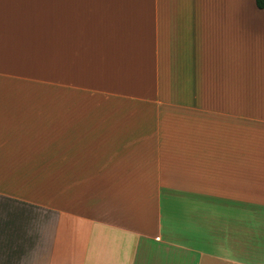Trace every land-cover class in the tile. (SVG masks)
I'll return each instance as SVG.
<instances>
[{
    "label": "crops",
    "instance_id": "obj_1",
    "mask_svg": "<svg viewBox=\"0 0 264 264\" xmlns=\"http://www.w3.org/2000/svg\"><path fill=\"white\" fill-rule=\"evenodd\" d=\"M0 264H264L256 0H0Z\"/></svg>",
    "mask_w": 264,
    "mask_h": 264
},
{
    "label": "trees",
    "instance_id": "obj_2",
    "mask_svg": "<svg viewBox=\"0 0 264 264\" xmlns=\"http://www.w3.org/2000/svg\"><path fill=\"white\" fill-rule=\"evenodd\" d=\"M256 5L259 9H264V0H256Z\"/></svg>",
    "mask_w": 264,
    "mask_h": 264
}]
</instances>
